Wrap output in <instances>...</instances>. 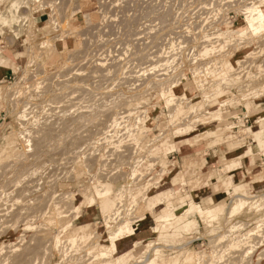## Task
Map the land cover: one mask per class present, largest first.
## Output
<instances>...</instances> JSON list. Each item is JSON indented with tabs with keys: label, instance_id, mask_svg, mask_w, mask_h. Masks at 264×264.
Here are the masks:
<instances>
[{
	"label": "rangeland",
	"instance_id": "1",
	"mask_svg": "<svg viewBox=\"0 0 264 264\" xmlns=\"http://www.w3.org/2000/svg\"><path fill=\"white\" fill-rule=\"evenodd\" d=\"M253 1L0 0V67L15 72L0 80V264L112 262L116 229L86 203L95 187L137 233L121 241V264H264V29L246 22ZM210 56L229 72L204 77ZM210 200L209 222L196 213L154 235L159 220Z\"/></svg>",
	"mask_w": 264,
	"mask_h": 264
},
{
	"label": "bare ground",
	"instance_id": "2",
	"mask_svg": "<svg viewBox=\"0 0 264 264\" xmlns=\"http://www.w3.org/2000/svg\"><path fill=\"white\" fill-rule=\"evenodd\" d=\"M84 1V0H83ZM99 3V2H98ZM81 4V3H80ZM90 4V3H89ZM88 4V5H89ZM100 4V3H99ZM262 4H264V0H263V2L262 3H258V2H256L255 0L251 3V6L250 7H247V14H246V22L248 23V26L251 28V29H253V33H255L256 34V36H257V33H259V32H262L263 30L262 29H264V10L262 9L263 7H262ZM86 5H87V3H86ZM84 6H85V4H84ZM81 7H83L82 5H81ZM80 7V8H81ZM58 9V8H57ZM80 10V9H79ZM86 16V15H85ZM92 16V15H91ZM89 18V17H88ZM261 30V31H260ZM241 33V32H240ZM226 35V34H225ZM232 35V34H231ZM227 36V35H226ZM230 36V35H229ZM255 36V35H254ZM245 37V36H244ZM230 39V38H229ZM231 40V39H230ZM227 41H228V39H227ZM235 41V40H234ZM234 41H233V43H234ZM257 41V40H256ZM230 42V41H229ZM244 42V41H243ZM219 44L220 42H209V45L211 44V46H212V44L214 45H216V44ZM241 43V42H240ZM240 43H238V45H237V49H238V46H240ZM208 44V43H207ZM237 44V43H236ZM242 44V43H241ZM245 44H247L246 42H245ZM208 45V46H209ZM217 46V45H216ZM233 46V45H232ZM207 48V47H206ZM215 48H218V47H215ZM223 48V47H222ZM221 48V49H222ZM220 49V48H219ZM220 49V50H221ZM236 49V48H235ZM236 49V50H237ZM241 49V48H240ZM204 50V49H203ZM219 50V52H221ZM224 50V49H223ZM239 50V49H238ZM227 51V50H226ZM235 51V50H234ZM258 51V50H257ZM205 52V51H204ZM210 52H212V51H210ZM231 52V51H230ZM201 53H203V52H201ZM207 54V53H206ZM229 53H226V55H228ZM234 54V53H233ZM253 54V53H252ZM255 54V53H254ZM259 54V53H258ZM224 55V54H223ZM201 56V55H200ZM204 56V55H203ZM207 56V55H206ZM212 56V55H211ZM210 56V57H211ZM213 56H215V55H213ZM217 56H218V54H217ZM219 56H222V54L220 55L219 54ZM219 56H218V58H219ZM202 57V56H201ZM228 57V56H227ZM156 57H154L153 59H155ZM157 58H162L161 56H159V57H157ZM217 57H213V59H212V57H211V63H210V61H208V60H205V61H208L207 63L209 64L210 63V66H209V68H205L206 70H204V77H208V76H212V77H214L215 75L217 76V73H219L218 74V76L221 74H227L228 72H229V70H230V63L229 62H227L226 64L224 63V65H222L221 66V60L223 59H221L220 60V63L218 62V63H216L217 62V59H216ZM221 58V57H220ZM226 58V57H225ZM203 59H206V58H203ZM201 61H202V58H201ZM201 61H200V63H201ZM219 61V60H218ZM249 61V60H248ZM196 62H197V60H196ZM223 62V61H222ZM251 62V61H250ZM199 63V65L200 66H204V65H201ZM246 63V62H245ZM198 64V63H197ZM197 64H195L196 65V68H197ZM202 64H203V62H202ZM205 64V63H204ZM220 64V67L217 69V66ZM100 66H104V65H102V64H99ZM249 65V64H248ZM199 66V67H200ZM206 66V65H205ZM242 66H245V65H242ZM150 67V66H149ZM210 67H212V69L210 68ZM148 68V67H147ZM153 68V67H152ZM155 68V67H154ZM154 68H153V70L152 71H154ZM214 68V69H213ZM223 68V69H222ZM242 68V67H241ZM156 69V68H155ZM162 69V68H161ZM165 69H168V68H165ZM165 69H163V70H165ZM192 69V68H191ZM194 69V68H193ZM203 69V68H202ZM243 69V68H242ZM145 70L147 71H149V68L148 69H146L145 68ZM145 70H143V71H145ZM150 70V71H151ZM163 70H160L159 72H161V71H163ZM197 70V69H196ZM201 70V69H200ZM221 70V71H220ZM238 70H240V69H238ZM244 71V70H243ZM246 71H248V69L246 70ZM197 72V71H196ZM239 73H241L242 71L240 70V71H238ZM237 72V73H238ZM143 73V72H142ZM153 73V72H152ZM236 73V72H235ZM146 74V73H145ZM150 74V73H149ZM241 74H243V72L241 73ZM147 76H149V75H147ZM231 76V75H230ZM234 77V76H233ZM160 78H161V76H160ZM195 78V79H194ZM194 78H192V79H194L195 80V83H196V85L198 86V89H199V87H202V85H200V84H202V82L203 81H201L200 80V76H199V72L198 73H194ZM227 80V79H226ZM225 80V81H226ZM229 80V79H228ZM228 80H227V82H228ZM224 81V80H223ZM233 81V80H232ZM236 83H238L237 81H236ZM151 84V83H150ZM155 84V83H154ZM157 84V83H156ZM206 84V83H205ZM205 84H203V86L205 85ZM224 84V83H223ZM227 84V83H226ZM158 85V84H157ZM177 84H175V86H176ZM153 86V85H152ZM174 86V85H173ZM174 86V87H175ZM205 86H207V84L205 85ZM173 87V88H174ZM155 88V87H154ZM157 88V87H156ZM172 88V89H173ZM203 88V87H202ZM206 88V87H205ZM147 89V88H146ZM148 89H149V87H148ZM204 89V88H203ZM156 90V89H155ZM206 90V89H205ZM147 91V90H146ZM205 92V91H204ZM159 93V92H158ZM165 93L163 92V95H164ZM143 97V96H142ZM130 99V98H129ZM136 100V99H135ZM142 100V99H141ZM168 100V102H170L171 101V99H167ZM173 100V99H172ZM205 100H207V99H205ZM137 101V100H136ZM141 102V101H140ZM203 103V102H202ZM129 104V103H128ZM140 104V103H139ZM223 106L225 105V102H222L221 103ZM197 106L198 104H196V103H193L192 104V106L193 107H195V106ZM222 105H220V106H222ZM143 106V105H142ZM196 108V107H195ZM139 111V110H138ZM220 111V110H219ZM126 112V111H125ZM124 112V113H125ZM217 112V111H216ZM123 113V114H124ZM215 113V112H214ZM133 114H134V112L132 113L131 111H128V112H126V116H125V114H124V116L122 115L121 116V118H120V121H124V120H127V118L128 119H130L131 118V116H133ZM135 114H136V112H135ZM183 114V110L179 107L178 109H177V112H176V120L179 118V116H181ZM120 115V114H119ZM204 115V114H203ZM259 115V114H258ZM217 116V115H216ZM215 116V117H216ZM220 116V115H219ZM220 117H218V119H219ZM180 119V118H179ZM178 119V120H179ZM217 119V118H216ZM195 120H196V118H195ZM264 120V119H263ZM115 121H116V119H115ZM128 121V120H127ZM215 121V120H214ZM220 121V120H219ZM258 122H262V119H261V121H258ZM192 122H190V124H191ZM202 123H203V121H202ZM205 123H208L207 121H205ZM188 124V123H187ZM198 124V123H197ZM120 125V124H119ZM191 125H193V124H191ZM121 126V125H120ZM126 126V125H125ZM195 126V125H194ZM123 127V126H122ZM187 127L188 126H186L185 125V128L187 129ZM232 127V126H231ZM230 127V128H231ZM259 127H260V125H259ZM111 127L110 126H108L107 127V130L105 131V132H103L102 134L105 136V138H107L108 136H109V133H110V131H109V129H110ZM125 129H126V127H125ZM128 129V128H127ZM177 129H179V128H177ZM182 128L180 127V130H181ZM184 129V128H183ZM182 129V130H183ZM260 129V128H259ZM122 130V129H121ZM176 130V129H175ZM179 130V131H180ZM182 130H181V132H182ZM104 131V130H103ZM126 131V130H125ZM179 131H176V132H179ZM199 131V130H198ZM185 132V131H184ZM191 132V131H190ZM206 132H207V130H206ZM127 133V132H126ZM128 134V133H127ZM131 134V133H130ZM173 135H174V132L172 133ZM123 135V134H122ZM126 135V134H125ZM102 136V135H101ZM125 138H127V137H125ZM133 138H134V136H133ZM103 139H104V137H103ZM224 139H226L225 137H224ZM231 139V138H230ZM236 139V138H235ZM101 140H99V142H100ZM230 141V140H229ZM96 142H98V140L96 141ZM98 142V143H99ZM217 144L219 143V142H216ZM215 143V144H216ZM214 144V143H213ZM261 144H263V143H261L260 142V145ZM264 145V144H263ZM134 155V154H133ZM130 158V157H129ZM126 159H127V157H126ZM131 159V158H130ZM135 159V158H134ZM134 159H132V160H134ZM137 159V158H136ZM239 160V159H238ZM134 162V161H133ZM137 163V162H136ZM232 163V162H231ZM237 163V162H236ZM222 169V168H221ZM221 171H223V169L221 170ZM161 172V171H160ZM231 179V178H230ZM158 184V183H157ZM228 184H230V186L232 187L233 186V183L231 182V181H229V183ZM156 185V184H155ZM242 187V186H241ZM95 189V193L93 194V195H90V197H89V200L86 202L87 204L89 203V205L90 206H94L95 205V203L96 204H98L99 203V210H101V213H102V215L105 217V219H106V221H107V223H106V226L108 227L107 228V230L109 229V228H111V229H116V231H114V233H113V235L111 236V237H109V242H110V249H111V252H112V255L114 254L115 255V257L113 258V260H112V262H110V263H108V261H107V263L108 264H121L122 262H124L125 260H126V258H127V256L129 255V252H127V253H124V254H120V251H119V249H122V247H123V243H121V241L122 240H130L131 238H133L137 233H136V231H135V229L134 228H132V227H130V226H128L127 224H125V225H123L122 223H118V222H116L115 220H117V219H112L113 217H111L112 215H113V213L114 212H116L115 210H114V204H115V202L114 201H110L107 197H104L106 194H108L109 193V191H110V189H108L107 191H105V193H102L100 190H98V188L97 187H95L94 188ZM235 191V190H234ZM179 192V191H178ZM237 192V191H236ZM104 194V196H102ZM70 195V194H69ZM64 196V195H63ZM67 196V195H66ZM58 197V196H57ZM235 198L234 199H241L242 198V196L241 195H237V196H234ZM69 199V198H68ZM116 200V199H115ZM242 200V199H241ZM58 201V200H57ZM182 201V199H179L178 200V204L177 205H175L174 203H175V201L172 203V204H169L168 206H172V207H178L179 206V204H180V202ZM70 203V202H69ZM85 202H83V203H81V205L80 206H82V205H85L86 204ZM215 203L214 202H212L211 200L210 201H206L203 205H199V204H196V203H194L193 205H191V206H189L187 209H186V212L184 213V212H182L181 214H179V216L177 217V218H175L174 220L173 219H170V218H168V217H166L164 220H162V221H160L159 220V222L157 223V227L156 228H154L153 229V232H154V235H161L162 233H163V231L164 230H166V228H169V226L172 224H184L185 222H188L186 219H187V217H190V216H193V215H195L196 213L198 214V213H201V215H199V218L201 219V221L202 222H209V220L211 219V218H213V217H215L216 215H213V214H211V212L213 211V210H215ZM120 208V207H119ZM118 208V209H119ZM122 208V207H121ZM120 208V209H121ZM61 209V208H60ZM79 209V208H78ZM116 209V208H115ZM152 210V209H151ZM58 211V210H57ZM118 211V210H117ZM59 212V211H58ZM121 212V211H120ZM167 212H171V210H167ZM65 214H66V212H64ZM70 213V212H69ZM117 214V213H116ZM121 214V213H120ZM53 215V214H52ZM61 215H64V214H62L61 212L60 213H57V216L59 217V216H61ZM54 216V215H53ZM58 217H54V218H57L58 219ZM63 218H64V216H62ZM118 217V216H117ZM61 218V217H60ZM108 218V219H107ZM114 218H115V216H114ZM195 218V217H194ZM55 220V219H54ZM186 220V221H185ZM63 221V220H62ZM196 221V220H195ZM194 221V222H195ZM138 222H141V221H138ZM171 222V223H170ZM190 223V222H189ZM121 225H123V226H121ZM191 225V224H190ZM66 228H68V226H66ZM65 227H64V229H66ZM64 229H63V231H64ZM56 231H58V230H56ZM62 231V232H63ZM84 234H85V232H84ZM85 237V236H84ZM74 238V237H73ZM80 238V237H79ZM101 238V237H100ZM87 239H88V236H87ZM58 240V239H57ZM94 242V241H93ZM127 242V241H126ZM225 242V241H224ZM57 243V242H56ZM91 243V242H90ZM95 243V242H94ZM137 246V245H136ZM134 247V246H133ZM58 248V247H57ZM172 249H173V247H172ZM60 254V253H59ZM146 254V253H145ZM153 254V253H152ZM192 254V253H191ZM104 255L105 254H101L100 255V257L101 256H103L104 257ZM179 255V254H178ZM183 255V254H182ZM110 256V255H109ZM90 257V256H89ZM97 257H99V256H97ZM99 257V258H100ZM102 257V258H103ZM112 257V256H111ZM110 257V258H111ZM157 257V256H156ZM179 257V256H178ZM59 258H61V255H59ZM64 258V257H63ZM183 258V256L181 257V259ZM196 258V255H189V256H185L184 257V260H185V262L186 263H192L193 262V260ZM101 259V258H100ZM112 259V258H111ZM128 259V258H127ZM197 259V258H196ZM65 260V259H64ZM88 260V259H87ZM90 260V259H89ZM132 261H133V259H131ZM138 260V259H137ZM86 261V260H85ZM95 261V260H94ZM96 261H97V259H96ZM126 261H128V260H126ZM198 261H200L199 259H198ZM84 262V261H83ZM147 262V261H146ZM195 262V261H194ZM80 263V262H79ZM88 263V262H87ZM140 263V262H139ZM147 263H151V264H155V262H152V261H149V262H147ZM91 264H93V263H91ZM100 264V263H99ZM102 264V263H101ZM132 264V263H131ZM133 264H135V263H133ZM137 264V263H136ZM142 264V263H141Z\"/></svg>",
	"mask_w": 264,
	"mask_h": 264
},
{
	"label": "crops",
	"instance_id": "3",
	"mask_svg": "<svg viewBox=\"0 0 264 264\" xmlns=\"http://www.w3.org/2000/svg\"><path fill=\"white\" fill-rule=\"evenodd\" d=\"M14 70L13 69H10V68H1L0 67V80H5V79H7V78H10L11 76H13L14 75ZM249 162V161H248ZM253 166V164H249L248 165V167L249 168H251ZM235 173V175H237V176H241L240 175V172H238V171H236V172H234ZM236 177V176H235ZM261 187H263L264 188V186L262 185V186H260V185H258V189L259 188H261ZM212 194V192H204V193H202L201 194V196H209V195H211ZM216 199H217V202H220V201H223V199H225V195H223V194H218V195H215L214 196ZM213 200V199H212Z\"/></svg>",
	"mask_w": 264,
	"mask_h": 264
}]
</instances>
